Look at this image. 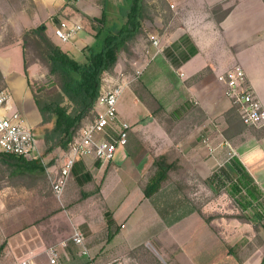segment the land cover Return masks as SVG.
I'll return each instance as SVG.
<instances>
[{
  "label": "crops",
  "instance_id": "crops-1",
  "mask_svg": "<svg viewBox=\"0 0 264 264\" xmlns=\"http://www.w3.org/2000/svg\"><path fill=\"white\" fill-rule=\"evenodd\" d=\"M165 1L180 11H187V0ZM199 1L204 7L203 12L182 18L174 30L166 29L160 38V48H163L162 51L165 49L164 54H167L165 57L170 62L171 69L166 65L168 68L165 71L153 70L154 63H151V68L143 72L149 78L150 84L143 86V89L145 92H156V81L151 78L167 80L165 73L172 76L176 72L186 85L185 99H193L197 106L195 107L210 117L215 108H219L212 101L215 95L212 90L214 85L219 86L223 99L220 112H226V105L232 108L225 94V86L218 77L236 66H241L264 108V0ZM191 3L196 2L192 0ZM216 6H221L223 12L219 17L210 12ZM54 9L51 5L47 8V13ZM46 27L48 35L62 49L74 58L79 55L82 62L85 60L83 49L75 45L61 44L54 37V27L49 23ZM21 59L22 68L14 67L15 71L12 73L4 65L0 67L10 96L6 111L8 114L19 112L26 124L35 129L40 126L42 117L24 74L23 57ZM159 63H162L161 66L165 65L164 62ZM148 101L149 96L142 101V97L140 99L129 86L118 104L121 120L136 126L133 128L134 133L130 132L127 147L118 151L110 165L121 169L124 164L128 165L129 161L135 160L136 167L132 170L130 166L126 167L133 172L135 179L112 180L102 192L105 206L111 208V230L106 217L99 226L93 220L81 218L76 224L72 223V229L78 227L82 230L79 225L86 224V231H82L102 262L263 264L264 122L251 127L241 123L242 129L237 137L231 138L223 134V141L219 145L208 137L200 139L199 135L212 133L213 125L209 124L210 120L206 121L207 124L199 121L192 123L191 132L173 138L164 128L162 119L157 116L158 110L152 109ZM140 115L145 120L138 123ZM169 120L172 124H179L184 118L174 117ZM144 124L145 129L156 127L163 146L154 151V145L151 153L147 149V153L141 156L139 154L144 152L142 146L137 148V152L131 153L130 150L131 145L135 144V136ZM231 153L241 164L242 170L251 177L250 186L239 184L242 173L234 175L226 165L230 162ZM161 155H175V158L180 159L177 168L169 173L166 180L168 182L173 177L175 189L165 181L158 193L147 198L144 189L149 183V173H155V158ZM134 156L136 159L133 160ZM45 158L47 157L43 159L48 167L55 166H49ZM44 168L46 172L43 175L49 179L46 167ZM215 174H218L220 182L211 185L209 180ZM224 174H231L235 181L231 184L238 183L242 186V191H226V181L222 178ZM10 180L7 178L0 183V192L7 188L4 184ZM69 184L62 203L65 202ZM190 185H193L191 191ZM246 205L249 207H245ZM6 209V202L0 198L2 220L3 215H7ZM25 211L23 208L21 212ZM35 221L30 225L20 226L8 235L0 228V246L5 244L0 259L8 257L10 264H21L26 259H32L36 264H51L52 255L49 250L56 244H49L39 227L34 225ZM110 231L114 233V237L108 245L106 243ZM66 244L67 246H63L60 243L57 247L60 256L58 264H78L76 262L80 259L77 258V248L71 242Z\"/></svg>",
  "mask_w": 264,
  "mask_h": 264
},
{
  "label": "rangeland",
  "instance_id": "rangeland-1",
  "mask_svg": "<svg viewBox=\"0 0 264 264\" xmlns=\"http://www.w3.org/2000/svg\"><path fill=\"white\" fill-rule=\"evenodd\" d=\"M130 1L131 0H0V67L4 65L9 73L15 71L14 67L21 69V57H23L21 54H23V46L25 45L26 56L29 61V74L31 80L36 83L35 89L39 87L45 88L42 94L53 91L56 89L54 84L55 79L50 76L49 70L45 64L39 60L33 41L28 40V42H25L24 33L42 24L46 25L47 23L53 28L61 20L77 22L82 25L83 30L79 32L77 39L71 42V44L69 43V45H75L77 48L83 49L82 51L85 56L86 50L94 44L96 37L101 36L98 40L102 42L103 37L107 35L110 30L113 28H120L124 24L126 21V9L129 8ZM191 2L192 0H187V11L185 12L182 10L180 11L177 7L172 8L170 3H167L165 0H142V32L130 43V48L135 52V57L130 56L126 52L121 53L113 71L104 74L103 87L113 86L118 80H121L125 76L131 82L129 84L131 90H135L138 97L140 99L142 97V101L146 100L149 96L148 102L150 107L158 110L157 116L162 119L164 128L168 130L169 134L173 135V138H179L182 134L191 132L193 128L192 123L199 121V123L207 124L206 121L210 120V123L209 121L208 123L213 125L212 133H201L202 135H199L200 139L203 140V138L208 137L214 141L216 145H219V143L223 141V134L231 138H236L237 133L242 129V124L239 122L234 110L228 107V105H226V112H220L222 109L220 105L223 99L218 85L213 86L212 90L215 95L212 101H215V105L219 106V108H215L212 115L208 117L205 113L196 108L197 106L193 99H185L186 94L184 91L186 90V85L176 72L173 71L174 73H172V76L169 73H165L168 78L167 80L166 78L160 79L159 77L151 78L156 81L155 85L156 88H158L156 92H145L143 86L150 84L149 78L144 76V73L142 75H138L137 73L139 70H144L143 72H145L147 69H150L151 63H154L152 64L153 70L157 69L159 71V69H161L165 71L167 66L170 68V62L165 57L167 54H164L166 53L165 49L162 51L163 48H160V45L158 48L154 47L153 42L154 40L160 42V38L163 36L166 29L174 30V27L181 22L182 18L192 16V14L198 15L204 11V7H202L199 0H195L196 3ZM47 4H51L55 9L47 13V8L51 6ZM220 7H213L210 10L212 15L214 14L215 17L221 16L223 12ZM39 23L41 24L39 25ZM99 31L101 35H99ZM169 49L171 50V48ZM75 59L81 62L83 60H81L79 55L76 56ZM159 62H164L165 65L161 66L162 63ZM191 84L192 82L190 81L189 85ZM0 91H6L8 93L7 84L1 71ZM230 105L232 107V104ZM136 113L138 115V111H136ZM140 116V119L137 120L138 123L145 120L141 119L143 117L142 115ZM174 117L184 118V121L179 124H172L169 118ZM92 121V118L90 120L85 119L84 126L90 124ZM135 126L136 125L131 126V131L133 133V128ZM48 127H51V125H48ZM145 127L146 124L142 126L141 131L135 136L136 141L134 145H131V153L137 152V148H140V146H142L144 152L139 155L147 153L149 149L151 153V147L154 145H156L153 147L154 151L156 149L160 150L163 146V141L157 134L158 130L156 127L147 129H145ZM33 131L36 134L38 144L40 141L41 152H45L40 128H35ZM62 155L63 153L61 150H57L45 159L47 162H51L52 159L55 158L57 160L54 162L59 166V158ZM134 159H136L135 156L133 157V160ZM168 161L177 166L180 159L172 155L171 157L168 156ZM188 162L190 163L189 160ZM135 164V160L134 162L129 161L128 165L124 164L121 169L120 167L117 169L112 167L114 165L99 164L93 159L88 158L82 160L74 169L71 177L72 179H70L71 181L66 192L65 202L62 204L55 199L51 183L44 175L38 177L28 175L27 179L19 182L10 180L8 183L4 184L7 188L2 189L0 192V198L6 202L7 208V215H3L4 220L1 219L2 214L0 213V228L8 235L15 232L20 226L30 225L36 220L34 225L39 227V231L41 230L40 232L44 235V238L50 242L49 244H56L55 246L59 247L60 243L70 242L72 236L71 231H73L71 225L74 226L72 223L76 224V221L81 218L93 220L95 225L99 226L102 219L106 217L110 225L113 223L111 208L105 206L102 192L112 180L127 181L132 179L134 174L130 172V170H127L126 167L130 166L132 170L135 169ZM0 168L8 177L11 169L2 163L1 159ZM155 173H149V182L151 180L150 178H152ZM222 178L226 181V191L230 192L231 189L238 190V192L242 191V186L238 183L231 184L235 181L230 175H225ZM3 182L4 180H0V183ZM167 183L169 184L168 186L175 189L173 177L172 179L170 178ZM192 186L193 185H190L189 191H191ZM245 207L249 206L246 205ZM23 208L26 209L24 213L21 212ZM25 213L27 215H23ZM79 226L84 232L86 231V224H81ZM108 236V243L106 244L109 245L113 238L109 241ZM87 245L91 249L93 256L92 261L94 263L117 264L116 261L111 260L102 262L93 251L88 239ZM78 256L80 258H77L80 260H77L76 263L90 264L88 259L80 255ZM59 260L60 256L57 264ZM10 262L11 260L8 257L0 259V264H10Z\"/></svg>",
  "mask_w": 264,
  "mask_h": 264
},
{
  "label": "trees",
  "instance_id": "trees-1",
  "mask_svg": "<svg viewBox=\"0 0 264 264\" xmlns=\"http://www.w3.org/2000/svg\"><path fill=\"white\" fill-rule=\"evenodd\" d=\"M142 12V0H131L129 8L126 9L124 24L120 28L110 30L103 37L102 42L98 40L101 36L96 37L94 44L86 50L83 62L78 61L62 49L48 35L45 24L24 33L25 42H28V40L33 41L39 60L45 64L50 76L55 79L56 89L53 91L42 94L45 88L35 89L36 83L30 78L29 61L24 45V74L42 117V122L38 128L42 132L41 138L45 146V152H42L44 157L50 156L57 150L67 153L77 138L78 132L84 126V120L94 119L96 114L95 104L103 87L104 74L113 71L121 53L126 52L135 57V52L130 48V43L142 32ZM100 33L99 31V35H101ZM231 109L234 110L239 122L245 125L237 110L234 107ZM48 125H51V127H48ZM39 148L41 150L40 141ZM0 159L2 163L11 169L7 177L0 168L1 181L10 178L11 181L17 182L27 179L28 175L38 176L46 172L39 160H29L1 152ZM56 160L53 158L48 165H57L54 162ZM227 165L234 175L242 173L241 180L239 179L240 182L237 180L239 184L245 187L252 184L251 177L242 170L239 161L233 158ZM154 166L156 173L144 189L147 198H151L158 193L162 183L168 179L169 173L177 168L176 165L168 161L167 155L156 157ZM218 178V174L213 175L209 183L212 185L217 181L220 182ZM112 225L113 223L109 225V229ZM113 237L114 233L110 231L108 240L110 241ZM4 248L5 244L0 246V253ZM78 255H80L79 252Z\"/></svg>",
  "mask_w": 264,
  "mask_h": 264
},
{
  "label": "built area",
  "instance_id": "built-area-1",
  "mask_svg": "<svg viewBox=\"0 0 264 264\" xmlns=\"http://www.w3.org/2000/svg\"><path fill=\"white\" fill-rule=\"evenodd\" d=\"M173 8L174 6L171 5ZM83 30L82 25L70 20H61L54 26V37L61 44H69L77 39ZM154 47H159V41L154 40ZM144 70H139L142 75ZM225 86V94L230 100L246 126H259L264 122V108L250 85L247 75L241 66H236L229 72L218 77ZM131 82L125 76L113 86L102 87L95 104L93 121L82 127L78 136L67 153L60 156V164L48 167L39 148L38 140L19 112L7 113L9 93L0 91V152L16 155L29 160H39L46 167L49 181L55 199L62 204L67 185L77 163L84 159H93L107 165L114 161L119 150L127 147L131 126L119 117L118 104L125 89ZM229 161L234 157L232 153ZM78 249L81 257L92 261V252L87 245L84 232L75 227L70 238ZM63 246H67L63 243ZM51 264H57L59 251L56 246L49 250ZM21 264H36L32 259H26Z\"/></svg>",
  "mask_w": 264,
  "mask_h": 264
}]
</instances>
